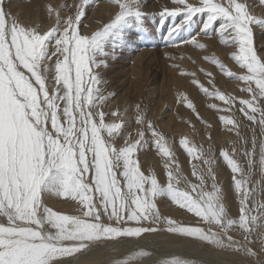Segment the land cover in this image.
Segmentation results:
<instances>
[{"label": "snow or ice", "instance_id": "1", "mask_svg": "<svg viewBox=\"0 0 264 264\" xmlns=\"http://www.w3.org/2000/svg\"><path fill=\"white\" fill-rule=\"evenodd\" d=\"M89 2L80 0L74 14L66 16L62 12L68 5L61 8L49 4L48 17L53 22L46 29L21 23L0 5V264H77L94 247L115 246L126 238L139 239L159 231L206 242L219 250L250 257L254 264H264L249 246L255 233L264 251V203L255 198L257 185L264 183V57L254 47L253 31L254 26L264 29V19L256 17L247 0H171L175 6L159 13L161 20H177L166 37L169 44L174 45L181 32L190 30L194 17L206 14L203 33L207 35L214 22L220 21V41L233 47L231 59L241 69L239 75L215 56L204 59L241 82V91L248 98L209 91L196 79L192 84L205 96L227 105L223 109L208 105L217 111H231L238 100V111L250 127L254 126L250 148L238 150L233 144L231 151L220 152L233 173L239 203L234 218L229 214L224 190L215 182L214 157L190 146L187 138L179 141L189 157L208 166L205 174L192 165V175L198 181L193 183L178 165L173 169L175 161L164 135L145 119L139 105L135 123L143 128L137 130L135 139L124 135L122 114L103 111L109 97L99 87L103 81L98 70L106 68L107 59L128 44L133 29L146 32L147 14L142 11L141 0H106L115 9L109 21L98 22L100 26L91 32L82 31L87 27L83 18ZM259 5L264 6V0H259ZM191 42L206 48L196 43L195 37ZM180 74L195 76L183 71ZM206 75L213 76L211 72ZM180 102L196 112L186 94H179ZM107 116L115 119L106 122ZM219 119L231 126L228 130L235 131L244 145L248 144L236 119ZM145 130L154 138L158 153L168 158L164 164L166 184L154 172L146 175L135 158L148 143ZM118 139L123 143L118 145ZM238 151H242L246 168L234 158ZM257 168L261 179L254 181ZM206 178L212 181L211 190ZM181 182L186 185L183 189ZM51 196L70 198L77 203L78 214L54 210L46 203ZM161 197L169 198L208 227L184 225L162 216L156 203ZM151 255L140 247L112 264H142L141 258ZM161 264L192 261L172 257Z\"/></svg>", "mask_w": 264, "mask_h": 264}, {"label": "rangeland", "instance_id": "2", "mask_svg": "<svg viewBox=\"0 0 264 264\" xmlns=\"http://www.w3.org/2000/svg\"><path fill=\"white\" fill-rule=\"evenodd\" d=\"M34 1L36 0H0V5H2L4 10L9 13L11 17H15L21 23L33 26L39 24L46 29L51 25L50 23L52 21L49 19L47 12V6L49 4L61 8L68 5V7L64 8V11L62 12V15L66 16L74 14L75 6L80 3V0H56V2H59H54L53 4L51 0H37V4L41 5V16L38 21H32L29 23L25 22L29 21L25 20L26 7L25 5L21 7L18 4L21 5L23 2L32 3ZM99 2L105 3L106 0H90L89 5L86 7V16L83 18V25H86L87 27H82V31L91 32L100 26L98 22L109 21L110 17H108V11H105L107 13H105V15L104 13L101 15L99 13H95L98 10ZM247 2L250 5H253L251 11L256 15V17L264 19V6L259 5V0H247ZM141 3L143 5L142 11L147 14L146 32L137 33L136 30L133 29L128 44L123 48L117 49L114 57L107 59L108 66L106 68L98 70L101 73L103 81L99 87H101L104 94L109 97L103 106V111L106 113L118 111L122 114L125 122L124 135L127 137L130 134L131 138L135 139L137 138V130L143 128L142 125L135 123V117L137 115L136 106L139 105L140 111L144 114L145 119L151 121L156 131L164 135L166 146L170 148L173 154L172 159L175 161V164L172 165L173 169H175V166L178 165L180 172H185L183 175L193 183H198V181L192 175V165L196 164L198 169L205 174L207 173L208 166L204 165L202 160L189 157L185 149L180 145L179 141L182 138H187L190 146L195 145L196 148L203 150L205 156L211 155L214 157L216 162L212 165V168L214 174L216 175L215 182L224 190L226 187V192L227 194L229 193L228 195L230 196L228 197L232 198L231 200L234 199L236 201L237 206L235 210H237V213L239 203L238 199L234 198L236 196L234 195L235 192L232 182L233 173L223 160L220 152L223 149L231 151L233 144H235L238 150L243 147L250 148L254 126L250 127V122L247 121L243 114L238 111L240 107L238 100L232 107L231 111H217L208 107V105L216 104L220 109L227 107V105L218 99L205 96L199 87L192 84V80L196 79L209 91L219 90L225 95H232L238 98H248L247 94L241 91V88L244 86L241 82L225 76L216 65L204 59L205 56H215L220 59L229 70L239 75L241 74V69L238 65H236L235 61L231 59L233 47L225 46L221 43L219 36L220 21L214 22L212 28L208 31V36H203V25L207 21L206 14H198L194 17L191 22L190 30L179 34L178 39L180 41L176 42L174 45L169 44L166 37L169 29L177 22V20L168 17L161 20L159 13L163 11L165 7L172 8L175 5L171 2V0H153L152 2H150V0H141ZM20 9L21 11L19 12ZM110 11L114 12L115 10L110 8L109 12ZM253 31L254 47L257 50L258 55L264 57V29L259 26H254ZM142 36L144 37L143 39H141ZM182 37L184 39H181ZM193 37H195L196 43L204 44L206 45V48L200 49L199 47H196L191 42ZM205 37H216V39H214V43H211L203 41L202 39H206ZM185 41L188 42L183 43ZM184 44L193 45L194 51L199 53V58L192 54L189 49H185V46L187 45ZM142 46H151L152 51L144 59V66L140 69L135 78L132 81L128 80V78L123 74L122 66L128 62L130 63L135 58V54L139 53L138 50L141 49ZM179 48L181 50H178ZM173 64L179 65V67L173 68ZM201 69H203V71H201ZM181 71L185 73H195V76L181 75ZM207 72H211L213 76H207ZM139 83L143 85L142 90L140 89ZM186 83L187 86H185ZM181 93L186 94L189 99L192 100L195 104L196 112L187 108L183 102L178 103V97ZM161 96L165 97V102L162 98L160 99ZM183 111L187 112L189 115V117L186 118L187 126L185 131H178L175 129V126L173 129L164 127L162 121L167 118V114L169 112L176 114L177 112L182 113ZM197 112L199 113V118H197ZM220 116H231L236 119L238 123H240V134L244 140L248 141L247 145H244L243 140L237 137L235 131L228 130L231 126H225L220 121ZM114 119L115 118L112 116H107L106 122H112ZM255 133L259 138L260 130L258 127L255 128ZM145 139L148 143L136 153L135 158L138 159V162L141 165V170L146 175L154 172L161 183L166 184L167 170L165 169L164 164L168 162V158L163 157L162 154L158 153L154 145V138L147 130H145ZM122 143V139L117 140L118 145ZM152 155H155L162 162L161 168L158 169L152 164H146L148 163V158ZM234 158L245 168L247 167L242 151H238ZM252 179L254 181L261 179L258 168L255 170ZM211 183V179L206 178L208 190H211ZM179 187L183 189L186 185L181 182ZM249 187H251V185H249ZM232 192L233 197H231ZM255 197L257 201L259 199L258 202L264 203V183L257 185V193ZM49 198H51L53 203H49L47 198L46 203L53 207L54 210L61 211L66 214H78V205L76 202L71 201L70 198L67 200L55 196H51ZM168 201L171 204L170 206L166 205ZM60 203L66 205L73 204L74 206L66 209V207ZM156 203L162 216L173 218L177 220L178 223L188 221L193 225H203L204 227H208V225L204 224L200 218L188 213L185 209H180L178 205L173 204L167 197L158 198ZM166 207L170 208L169 214L165 213ZM233 209L234 208H232V210ZM213 228L216 227L213 226ZM133 239L136 238H126L124 241ZM252 239L255 241L252 243L253 246L251 244L250 246L254 247L258 253L263 254L264 251H261V244L255 233L253 234ZM193 244L200 248L202 244L207 243L194 241ZM111 249H113L112 244H108L106 246L101 245L99 247H94L85 256L94 254V251H98L100 254H106Z\"/></svg>", "mask_w": 264, "mask_h": 264}, {"label": "bare ground", "instance_id": "3", "mask_svg": "<svg viewBox=\"0 0 264 264\" xmlns=\"http://www.w3.org/2000/svg\"><path fill=\"white\" fill-rule=\"evenodd\" d=\"M152 1L153 0H150V2H152ZM24 2L21 5L18 4L21 7L23 5H25V7H26V9H25V14H26L25 20H29V21H25V20L24 21L28 22V23L32 22V21H38L39 17L41 16L40 15L41 5L37 4V0L32 2V3H30V2L24 3ZM51 2L53 4L54 2H56V0H51ZM57 2H59V1H57ZM98 5H99L98 10L95 13L96 14L99 13L100 15L102 13H104V15H105V13H106L105 11H108V13H109L108 17H110L111 11L109 12V10H110V8H112L111 5H109L107 2H105V3L99 2ZM112 10H115V9L112 8ZM20 11H21V9L19 10V12ZM22 16H24V15H22ZM51 23H52V21H51ZM202 34H203V36H208V34L207 35H205L204 33H202ZM203 36H201V37H203ZM201 37H199V38H201ZM216 37H218V36H216ZM216 37H205L206 39H202V40L214 43V39H216ZM181 39H184V38L182 37ZM178 41H180V40L177 39V42ZM183 43H186V42H183ZM180 44H181V42H180ZM187 44H184V45H187ZM185 47H186L185 49H189V51L192 54H194L196 57L199 58V53H196L194 51L193 45H187ZM191 49H193V50H191ZM178 50H181V49L179 48ZM138 51H139V53L135 54V58L130 63L128 62L124 65L122 63L123 74H124V76H126L128 78V80H131V81L135 78V76L138 74L140 69L143 68L144 59L152 51V48H151V46L150 47L142 46V48L139 49ZM139 86H140V89L142 90L143 85L141 83H139ZM185 86H187V83ZM161 98L165 102V99H164L165 97L161 96L160 99ZM167 115H168L167 118L162 121V124L164 125V127H166V128L169 127V129H173L175 126L176 130L182 131V132L186 130V126H187L186 125V123H187L186 118L189 117L187 112H185V111H183L182 113L177 112L176 114L169 112ZM161 163L162 162L155 155H152L148 158V163H146V164H148V165L152 164L153 166H155L159 169V168H161ZM184 173L185 172H183L182 174H184ZM226 186H227V184H226ZM224 193L227 197L226 204L228 207L229 214L232 217L237 218L238 212L236 213L237 210H235L236 206H237L236 201L234 199L231 200L232 198H229L230 196L228 195L229 193L227 194V192H226V187H225ZM231 197H233V192H232ZM234 198H236V197H234ZM47 200L49 203H51V204L53 203L51 201V198L47 197ZM258 201H259V199H258ZM60 204H62V203H60ZM62 205H64L66 207V209L74 206L73 204H69V205L62 204ZM166 205L170 206L171 204L168 201ZM232 208H234V209L232 210ZM169 212H170V208L166 207L165 213L169 214ZM181 224L204 227L203 225L190 224L188 221H184ZM205 228H207V227H205ZM213 230L219 231V229H217V228H213ZM230 234L236 235L237 239H240V237L234 231H230ZM194 241H198V240H192L189 238L180 237V236H177L176 234L167 233L165 231H159L157 233H146L142 238L133 239V240H126V241H123L119 245L113 246V249H111L106 254H100V252L94 251V254H92L90 256H82L79 258V261L77 262V264H112V262L114 260L123 259L127 255L132 254L134 251H138L140 249V247H143L145 250L152 252L151 257L141 258L142 264H161V261L163 259L172 258V257H180V258H184V259H189L192 261V264H246V262H247V264H254V261L250 257H244L241 255H237V254H234L233 252H230V251L219 250L216 247L209 245V244H202L201 247L199 248V247H196L195 244H193ZM252 246H250V247H252ZM252 248L254 249V247H252ZM254 250L256 251V249H254ZM259 259L264 261V253L263 254L259 253ZM131 264H140V262L133 261V262H131Z\"/></svg>", "mask_w": 264, "mask_h": 264}]
</instances>
